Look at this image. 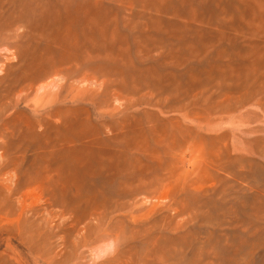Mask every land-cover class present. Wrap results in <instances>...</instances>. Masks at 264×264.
Returning <instances> with one entry per match:
<instances>
[{
	"label": "rangeland",
	"instance_id": "obj_1",
	"mask_svg": "<svg viewBox=\"0 0 264 264\" xmlns=\"http://www.w3.org/2000/svg\"><path fill=\"white\" fill-rule=\"evenodd\" d=\"M0 264H264V0H0Z\"/></svg>",
	"mask_w": 264,
	"mask_h": 264
},
{
	"label": "bare ground",
	"instance_id": "obj_2",
	"mask_svg": "<svg viewBox=\"0 0 264 264\" xmlns=\"http://www.w3.org/2000/svg\"><path fill=\"white\" fill-rule=\"evenodd\" d=\"M53 129V128H52Z\"/></svg>",
	"mask_w": 264,
	"mask_h": 264
}]
</instances>
